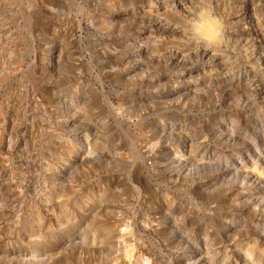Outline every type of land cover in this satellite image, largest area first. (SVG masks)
Wrapping results in <instances>:
<instances>
[{
  "label": "rangeland",
  "instance_id": "obj_1",
  "mask_svg": "<svg viewBox=\"0 0 264 264\" xmlns=\"http://www.w3.org/2000/svg\"><path fill=\"white\" fill-rule=\"evenodd\" d=\"M0 264H264V0H0Z\"/></svg>",
  "mask_w": 264,
  "mask_h": 264
},
{
  "label": "clouds",
  "instance_id": "obj_2",
  "mask_svg": "<svg viewBox=\"0 0 264 264\" xmlns=\"http://www.w3.org/2000/svg\"><path fill=\"white\" fill-rule=\"evenodd\" d=\"M191 31L193 39L209 47L218 46L223 39L222 22L207 9L200 10Z\"/></svg>",
  "mask_w": 264,
  "mask_h": 264
},
{
  "label": "bare ground",
  "instance_id": "obj_3",
  "mask_svg": "<svg viewBox=\"0 0 264 264\" xmlns=\"http://www.w3.org/2000/svg\"><path fill=\"white\" fill-rule=\"evenodd\" d=\"M151 7H152V5H151ZM56 54V53H55Z\"/></svg>",
  "mask_w": 264,
  "mask_h": 264
}]
</instances>
